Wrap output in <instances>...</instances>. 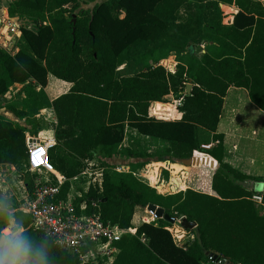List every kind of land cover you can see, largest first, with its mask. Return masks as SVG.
Instances as JSON below:
<instances>
[{
	"label": "trees",
	"instance_id": "obj_1",
	"mask_svg": "<svg viewBox=\"0 0 264 264\" xmlns=\"http://www.w3.org/2000/svg\"><path fill=\"white\" fill-rule=\"evenodd\" d=\"M93 2L14 0L7 5L12 18L29 14L36 28L21 29L16 55L0 49V98L16 84L26 85L21 107H8L25 124L0 113V169H26V133L38 135L39 114L53 110L58 146L50 159L55 170L70 180L82 174L88 161L101 160L105 169L103 191L91 188L76 205L86 202L93 212L92 204L99 202L106 223L137 230L136 236L115 244L119 254L112 264H206L216 257L226 264H264V215L248 188L258 180L224 163L222 137H214L213 150L202 148L208 144L206 135L218 130L231 87L246 90L264 112V5L255 0H199L196 13L185 18L181 10L186 0H109L91 6ZM222 6L238 9L232 25L224 24ZM191 46L205 50L190 55L175 73L159 65ZM132 60H146L149 67L134 76L120 75L119 67ZM49 75L73 85L53 102L46 93ZM188 84L193 85L190 96ZM171 95L182 100V120L166 118L163 103ZM153 103H161L155 105L160 119L149 114ZM127 128L167 142V160L161 161H192L191 176L201 179V191L162 195L186 188L187 169L180 165L173 166L172 188L161 182L159 193L153 180L146 181L154 187L135 176L146 164L129 173L109 171ZM68 190L69 184L64 192ZM150 206L163 209L169 219L144 223L137 212ZM170 219L194 241L178 245L167 230ZM13 221L24 230L20 244L30 264H80L45 234L28 229L25 216ZM142 237L149 242L143 243Z\"/></svg>",
	"mask_w": 264,
	"mask_h": 264
},
{
	"label": "built area",
	"instance_id": "obj_2",
	"mask_svg": "<svg viewBox=\"0 0 264 264\" xmlns=\"http://www.w3.org/2000/svg\"><path fill=\"white\" fill-rule=\"evenodd\" d=\"M8 26V43L13 46L16 30L19 28L11 23ZM26 145L28 159L25 174L29 178L28 185L25 184V175L21 174L16 166H12L10 170L5 169L2 175L0 174V184H6L5 177H8L9 173L10 175L13 173L21 180V197L14 213L25 216L29 220L28 229L45 234L56 247L78 258L80 264H112V259L119 254L115 244L127 235L136 236L137 230H124L110 222L106 223L99 212V202L92 204L93 212H88L86 202L76 205V199H82L91 188L103 191L105 169L100 162L98 160L86 162L82 174L68 180L55 170L51 163V151L58 146L55 139L44 141L40 137L28 134ZM202 148L210 150L211 146L204 145ZM83 177H88L87 188L79 190L74 195L76 183ZM67 184L69 190L66 194L64 190ZM253 201L263 205V195H254ZM153 218V222L159 220L154 214ZM170 221L176 224L175 219ZM144 223L151 224L147 220ZM167 230L169 231V228ZM141 239L145 244L149 242L145 237ZM206 264L220 262L216 263L215 259L210 258Z\"/></svg>",
	"mask_w": 264,
	"mask_h": 264
},
{
	"label": "crops",
	"instance_id": "obj_3",
	"mask_svg": "<svg viewBox=\"0 0 264 264\" xmlns=\"http://www.w3.org/2000/svg\"><path fill=\"white\" fill-rule=\"evenodd\" d=\"M255 1L260 2L264 5V0H255ZM7 2H10V0H0V47L7 51L10 47L12 48L15 47L14 52L11 53L9 51V53L16 55L19 52V41L21 40V29L19 28L18 30H16V34H15L16 39H15V43L13 44V46H11L8 43L7 36L6 38L4 37V35L1 36L4 30H5L4 33H6V30L9 28L8 25L10 23L15 24L17 27L19 26L16 19H13L9 15V12L7 9V5L9 3ZM228 7L236 8L235 6H228ZM238 12L239 11L236 8V15L238 14ZM234 18L231 23H228V25H232L234 23ZM201 48H202L201 52L202 51L204 52L205 46H202ZM167 61L168 60H163L162 62H160L159 65L165 68L168 72L175 73L177 71L178 65L177 66L175 65L174 70H172L170 66L169 67L166 66ZM126 68H127V65L124 63L123 65L119 67L118 69L119 73L125 71ZM48 81L50 82V84H48L49 86H47L46 88V93L49 96L51 102L55 101L56 99H58L59 97L65 94H68L73 87L72 84L60 81L57 78L53 77L52 75H49ZM17 87H22V86L15 85L14 88H17ZM12 92H13V88L11 89L10 93L6 96V99H9L12 96L11 95ZM175 103L177 104L175 106L163 103V105H167V109H168L167 117L166 116L164 117L169 118L168 120L179 121V120H182L183 118V113L179 111V108L182 105V100H178ZM157 104H161V103H153L151 105L152 112L150 113L149 111V114L151 117L159 118L158 116H160V115H157L155 111V105ZM153 110H154V115H153ZM45 112H52L54 114L53 110H50V109L43 110L42 114H44ZM9 114H10L9 115L10 117L4 116L6 120H9L12 122L14 121L16 122V120L18 121V119H16V117L13 114L11 113ZM54 120H55V124L57 127V119H56L55 114H54ZM163 120H167V119H163ZM19 122L22 124H25V121H19ZM28 134L34 137H38L37 135H32L31 133H26V137ZM216 136H220L223 138V148H224L223 161L224 163L232 167L234 170L240 172L241 174L247 177L256 178L258 180V182L248 185V188L252 190L254 194L256 195L255 193L256 184L264 183V112L251 102L249 94L246 90L241 89V88H236V87H231L229 89L227 96L225 98L224 109H223V113L220 119V124L218 126L217 132L206 135V139L208 140L207 141L208 144L206 145L211 146L210 150H213L214 147L217 145V142H215L214 140V137ZM143 138L153 140L161 144H165L167 148L169 147V144L167 142L153 139V138H148V137H143ZM53 139H55V135L52 136L49 140H53ZM49 140H44V141H49ZM151 161H152L151 163L146 164L145 166L146 168L144 167L142 169L137 170L138 174H136L135 172V176L142 182L154 187V185H152L151 183H148L146 180L141 179L139 177V175L143 177L141 171L142 172L145 171V173L149 175L152 170H157V173L159 174V179L160 177H162L163 173L166 172L170 174L172 183H167V182H162L161 180H157L154 188H157V191L159 190L160 192H162L157 187L162 182V183H165L164 185L166 186V188L171 189L173 186V166L180 165L187 169V178L185 180L186 188L179 189L177 193L186 192L187 190L201 191L200 189L201 179L198 176L192 177L191 176L192 169L191 167L187 166L185 163H180V162L173 163L170 161H161V160L155 162L154 158L151 159ZM159 164H162L165 166H159ZM11 167L12 166L2 165L0 169V174L2 175L5 169L10 170ZM26 175L27 174H25L24 179H25V184L28 185L27 180H29V178ZM10 176L16 177V175H14L13 173L12 175H10L9 173L8 177ZM8 177L7 176L5 177L6 183H7ZM0 180H1V177H0ZM18 180L22 188L21 180L20 179ZM4 185L5 184H0V188H1L0 189V202L10 204L16 199L14 198L13 195H9L7 191L8 188L4 187ZM21 188H20V191H21ZM162 193L160 194L172 195L176 192L174 193L162 192ZM1 206L2 205L0 203V208ZM8 209L10 210V208ZM156 210L164 211L163 209L158 208V207H156ZM149 211L150 210L148 207L142 213V221L144 222L145 220H147L151 224L155 223L156 222L155 220L153 222V219H154L153 216L148 217ZM259 211H260V214L264 215V205H261V208ZM10 213L19 214V213L11 212V210H10ZM145 214L147 217L145 216ZM154 215H157V213L155 212ZM164 216H165V212H164ZM170 225L171 226L169 227V231L173 234L174 239L177 238L176 240L180 242L181 245H184L186 242H189V241H194L193 236L189 234L188 232H186L183 228H180L178 227L177 224L174 225L173 223H171ZM178 231H181L182 233L175 234Z\"/></svg>",
	"mask_w": 264,
	"mask_h": 264
},
{
	"label": "rangeland",
	"instance_id": "obj_4",
	"mask_svg": "<svg viewBox=\"0 0 264 264\" xmlns=\"http://www.w3.org/2000/svg\"><path fill=\"white\" fill-rule=\"evenodd\" d=\"M12 1H14V0H10V2H7V3H11ZM108 1L109 0H94L95 3L93 2V4L91 6H93L97 3H105ZM199 3H200L199 0H186V3L181 10V15L186 18L191 14H195L196 9L199 6ZM222 10H223V14H224V21L223 22L225 25H228V23H231L233 18L236 15V8L223 6ZM13 19H16L17 23L19 24L18 28H20V29L27 28V29L34 30L36 28L35 24L32 22V20H30L29 14H23L19 17H15ZM4 32H5V30H4ZM4 32H3V34H1V36L4 35V37L6 38V36H8L7 30H6V33H4ZM148 37H149V35H147V38ZM21 39H22V30H21ZM7 40L9 41L8 38H7ZM148 40H149V38H148ZM0 49H2V48L0 47ZM14 50H15V47H13V48L10 47L8 49V52L10 51L12 53V52H14ZM147 50L149 51V49H147ZM201 50H202V48L199 46H194V47L191 46L189 49H186L185 52H173L172 54H170V56L167 59H164V60H168L167 61L168 63L166 62V66L169 67V66H175V65L177 66L178 65V67H179L181 64H185L187 62V58L190 55L195 54L196 56H200ZM125 64L127 65V68L125 71L120 72V75H122V76H134V75H137L138 73L142 72L143 70H145L149 67V63L146 60H132L131 62H126ZM48 84H50L49 81H48ZM16 85H20L22 87L14 88L15 87V85H14L13 92L11 94L12 96L9 99H6V97L0 98V107L2 108L0 113L3 116L7 117L10 115L9 114L10 112L8 111V107L10 105H16L18 107H21L22 102L25 98L24 89H25L26 85H22V84H16ZM172 96L174 97V100L167 101L166 104L175 106V105H177L175 102L178 101V98L174 95H172ZM151 112H152V107L150 109V113ZM157 119H159V118H157ZM161 120H163V119H161ZM39 121L41 123V126L38 129V135L37 136L41 137L43 140H49L52 136L55 135V131H56L54 114L52 112H45L44 114H42V112H41L39 114ZM18 122H19V120L18 121L16 120V122L14 121V123H18ZM166 151H167V146L165 144H161L159 142L143 138L136 131H134L130 128H127L125 141L116 150L114 158L110 162V164H111L110 168L111 169L109 171H111V172L116 171V172H120V173L132 172L133 170H136L135 169L136 165L151 163L152 162L151 159H153V158H154L155 162L163 160V159L166 160V158H165ZM99 153H100V151H99ZM100 157L103 158L104 156L102 154H100ZM20 172H21V174L25 175V168L23 167L22 169H20ZM141 173H142V176L144 177V178L142 177L143 179H145V180L151 179V180L155 181L154 182L155 185H156L157 180H161L162 182L172 183V179L170 178V174H168L166 172L163 173V175H162V177H160V179H159V174L157 173V170H152L149 175H147L145 173V171H143V172L141 171ZM136 174H138V171H136ZM16 177L19 179L18 176H16ZM16 177H14V176L8 177L7 183L4 185V187L8 188L7 191L9 193V195H13L16 200H14L10 204L0 202L2 205L0 208V217L4 218V219L0 220V223L3 225L0 227V233L8 231L20 243L21 242V235L23 234L22 228L18 227L17 223L15 221H13V217H18L21 214H11L10 213V210H11V212H14L16 210L17 205H18V199L21 196V191H20L21 185L19 183V180ZM139 177H141V176L139 175ZM154 179H156V180H154ZM87 182H88V177L87 178L83 177L79 182H77L76 187H75V191H74V195L76 193H78L79 190H81L83 188H87L86 187ZM158 193H159V191H158ZM175 194H178V193L176 192L172 195H175ZM8 208H10V210ZM155 212L156 211H151V210L149 211V213L151 215L154 214ZM141 214H142V212H140V211L137 212V215H140V217H141ZM145 216H146V214H145ZM139 219L135 220L137 224L139 223ZM158 219H161V218L158 217ZM6 221L8 222V225H6ZM6 239H7L6 237L0 238V248H2ZM24 264H30V263H29V261L24 260Z\"/></svg>",
	"mask_w": 264,
	"mask_h": 264
},
{
	"label": "clouds",
	"instance_id": "obj_5",
	"mask_svg": "<svg viewBox=\"0 0 264 264\" xmlns=\"http://www.w3.org/2000/svg\"><path fill=\"white\" fill-rule=\"evenodd\" d=\"M7 238L0 248V264H24L26 249L8 231L0 233V238Z\"/></svg>",
	"mask_w": 264,
	"mask_h": 264
},
{
	"label": "water",
	"instance_id": "obj_6",
	"mask_svg": "<svg viewBox=\"0 0 264 264\" xmlns=\"http://www.w3.org/2000/svg\"><path fill=\"white\" fill-rule=\"evenodd\" d=\"M192 89H193V85L192 84H188L187 85V88H186V95L187 96H190L191 95ZM173 99H174V97L172 95L166 97V101H172ZM185 164L187 166L191 167L192 166V161H189V162H187ZM255 193L256 194H263L264 193V183H257L256 184ZM149 210L156 211L157 216L159 218L165 217V219H167V220L169 219L167 216H164V211H162V210H156V207H154V206H150L149 207ZM215 261H218V258L217 257L215 258ZM226 263H227L226 260L220 261V264H226Z\"/></svg>",
	"mask_w": 264,
	"mask_h": 264
}]
</instances>
